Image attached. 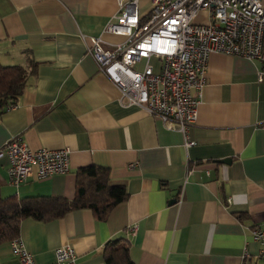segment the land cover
Segmentation results:
<instances>
[{
	"label": "crops",
	"instance_id": "0c3cea01",
	"mask_svg": "<svg viewBox=\"0 0 264 264\" xmlns=\"http://www.w3.org/2000/svg\"><path fill=\"white\" fill-rule=\"evenodd\" d=\"M149 7L141 0V16ZM117 12L116 0H0V65L34 64L15 107L0 109V151L16 136L31 150L70 151L67 174L18 188L0 156V195L71 200L76 171L90 165L108 169L128 193L105 221L87 209L24 219L20 242L39 264L65 245L77 264H106L104 246L119 237L134 264H264L252 237L264 231V63L210 56L188 133L194 145L185 147L180 132L122 105L87 55L83 37L108 48L123 41L104 32ZM0 264H20L10 243L0 245Z\"/></svg>",
	"mask_w": 264,
	"mask_h": 264
},
{
	"label": "built area",
	"instance_id": "2783aa9c",
	"mask_svg": "<svg viewBox=\"0 0 264 264\" xmlns=\"http://www.w3.org/2000/svg\"><path fill=\"white\" fill-rule=\"evenodd\" d=\"M263 1L149 0V11L141 16V0H116L118 12L104 32L123 41L110 48L101 38L83 37V42L99 73L118 90L122 105L137 107L167 130H177L190 147L194 142L188 133L197 119L210 56L264 63ZM200 15L204 23L195 22ZM263 75L259 72L258 80ZM2 155L9 160L8 183L15 188L33 177L43 180L69 172L68 149L31 150L22 136L9 140ZM252 237L264 262V231L255 229ZM10 248L20 264H39L19 238ZM49 264H77V256L70 246H60Z\"/></svg>",
	"mask_w": 264,
	"mask_h": 264
},
{
	"label": "trees",
	"instance_id": "16d2710c",
	"mask_svg": "<svg viewBox=\"0 0 264 264\" xmlns=\"http://www.w3.org/2000/svg\"><path fill=\"white\" fill-rule=\"evenodd\" d=\"M32 64L27 59L25 67L0 65V109L7 110L16 104L26 87ZM127 198L125 187L113 185L109 170L96 165L76 171L75 194L71 200L44 196L3 198L0 195V245L19 237L20 223L24 219L49 222L71 211L87 209L97 220L105 221ZM103 257L106 264H134L129 255V242L123 237L109 240L104 246Z\"/></svg>",
	"mask_w": 264,
	"mask_h": 264
},
{
	"label": "rangeland",
	"instance_id": "374dc122",
	"mask_svg": "<svg viewBox=\"0 0 264 264\" xmlns=\"http://www.w3.org/2000/svg\"><path fill=\"white\" fill-rule=\"evenodd\" d=\"M263 5H264V1H263ZM196 23H204L205 22V17L204 15H200L195 19Z\"/></svg>",
	"mask_w": 264,
	"mask_h": 264
},
{
	"label": "water",
	"instance_id": "95a60500",
	"mask_svg": "<svg viewBox=\"0 0 264 264\" xmlns=\"http://www.w3.org/2000/svg\"><path fill=\"white\" fill-rule=\"evenodd\" d=\"M229 162H230L229 159H226V160H222V161H221V163H224V164H225V163H229Z\"/></svg>",
	"mask_w": 264,
	"mask_h": 264
}]
</instances>
